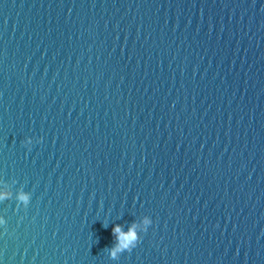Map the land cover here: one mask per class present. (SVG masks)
Listing matches in <instances>:
<instances>
[{
	"label": "water",
	"instance_id": "95a60500",
	"mask_svg": "<svg viewBox=\"0 0 264 264\" xmlns=\"http://www.w3.org/2000/svg\"><path fill=\"white\" fill-rule=\"evenodd\" d=\"M0 181V264H264V0H0Z\"/></svg>",
	"mask_w": 264,
	"mask_h": 264
},
{
	"label": "clouds",
	"instance_id": "9594fccd",
	"mask_svg": "<svg viewBox=\"0 0 264 264\" xmlns=\"http://www.w3.org/2000/svg\"><path fill=\"white\" fill-rule=\"evenodd\" d=\"M42 137L37 138V142L41 140ZM23 143L30 147L33 143L32 136H26ZM10 187L6 182L0 181V202L11 198ZM31 200V193L19 192L17 195V207L27 208ZM7 223L6 218L0 214V226ZM153 224V219L150 215H143L139 220L133 221L127 229L121 224L114 223L111 229L113 236V243L110 247H106L104 250L108 252V255L113 259H117L119 254L125 250L131 251L132 248L136 246L140 240V233L147 232L150 225Z\"/></svg>",
	"mask_w": 264,
	"mask_h": 264
}]
</instances>
